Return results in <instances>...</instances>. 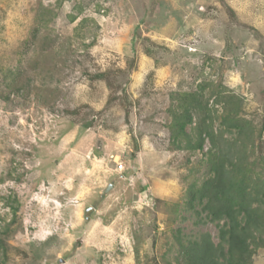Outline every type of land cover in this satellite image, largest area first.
Returning <instances> with one entry per match:
<instances>
[{"label": "rangeland", "instance_id": "obj_1", "mask_svg": "<svg viewBox=\"0 0 264 264\" xmlns=\"http://www.w3.org/2000/svg\"><path fill=\"white\" fill-rule=\"evenodd\" d=\"M199 85L264 125V0H0V264H177V230L217 244L184 205L203 152L168 131L170 94Z\"/></svg>", "mask_w": 264, "mask_h": 264}, {"label": "trees", "instance_id": "obj_2", "mask_svg": "<svg viewBox=\"0 0 264 264\" xmlns=\"http://www.w3.org/2000/svg\"><path fill=\"white\" fill-rule=\"evenodd\" d=\"M204 89L199 85L192 92L170 94L168 131L177 150L203 152L205 177L200 186L188 185L184 205L196 215V225L206 221L216 225L218 243L208 233L183 239L177 230L175 260L177 264H253L257 251L264 249V168L255 163L264 166V157L258 154L257 161L250 162L247 151L254 157L264 125L255 131L241 117L242 100L226 88L212 90L208 97ZM217 105L220 114L214 109ZM206 142L209 148L204 152Z\"/></svg>", "mask_w": 264, "mask_h": 264}, {"label": "crops", "instance_id": "obj_3", "mask_svg": "<svg viewBox=\"0 0 264 264\" xmlns=\"http://www.w3.org/2000/svg\"><path fill=\"white\" fill-rule=\"evenodd\" d=\"M175 1V0H174ZM177 1V0H176ZM181 1V0H180ZM184 6V5H183Z\"/></svg>", "mask_w": 264, "mask_h": 264}]
</instances>
